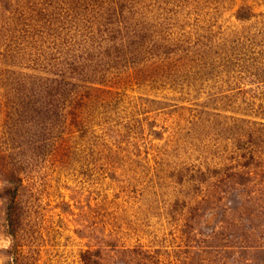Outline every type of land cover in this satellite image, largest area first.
<instances>
[{"label": "rangeland", "instance_id": "374dc122", "mask_svg": "<svg viewBox=\"0 0 264 264\" xmlns=\"http://www.w3.org/2000/svg\"><path fill=\"white\" fill-rule=\"evenodd\" d=\"M0 264H264V0H0Z\"/></svg>", "mask_w": 264, "mask_h": 264}]
</instances>
